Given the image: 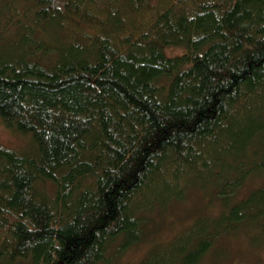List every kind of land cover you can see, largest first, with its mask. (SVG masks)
Segmentation results:
<instances>
[{
  "label": "trees",
  "instance_id": "16d2710c",
  "mask_svg": "<svg viewBox=\"0 0 264 264\" xmlns=\"http://www.w3.org/2000/svg\"><path fill=\"white\" fill-rule=\"evenodd\" d=\"M0 122V264H110L188 188L137 264L264 244V0H0Z\"/></svg>",
  "mask_w": 264,
  "mask_h": 264
},
{
  "label": "rangeland",
  "instance_id": "374dc122",
  "mask_svg": "<svg viewBox=\"0 0 264 264\" xmlns=\"http://www.w3.org/2000/svg\"><path fill=\"white\" fill-rule=\"evenodd\" d=\"M30 137L28 134L14 132L0 122L1 145L28 154L33 148ZM247 187L244 192L242 191V195L246 194ZM205 199L198 189L188 188L183 200L174 199L165 206L156 204L153 211H147L149 221L142 233L141 243L131 246L127 251H122L121 255L116 256L117 249L121 251L117 246L119 245L118 242L117 245L113 246L115 251L111 253H114V256L110 264L139 263L146 256L150 247L158 246L173 239L177 233L184 230L199 215L208 213L210 209L208 204L206 205L207 199ZM254 239L261 243L264 234L261 233ZM223 244L225 251L217 252V247H215V252L206 256L201 264H264V244H260L261 246L259 245L256 249L247 235L236 234L232 240L227 239ZM17 264H29V262Z\"/></svg>",
  "mask_w": 264,
  "mask_h": 264
},
{
  "label": "bare ground",
  "instance_id": "6f19581e",
  "mask_svg": "<svg viewBox=\"0 0 264 264\" xmlns=\"http://www.w3.org/2000/svg\"><path fill=\"white\" fill-rule=\"evenodd\" d=\"M135 261V260H134ZM133 263V262H132Z\"/></svg>",
  "mask_w": 264,
  "mask_h": 264
}]
</instances>
